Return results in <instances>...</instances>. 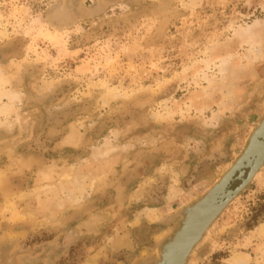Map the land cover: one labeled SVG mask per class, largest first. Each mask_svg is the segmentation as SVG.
<instances>
[{
	"label": "rangeland",
	"instance_id": "1",
	"mask_svg": "<svg viewBox=\"0 0 264 264\" xmlns=\"http://www.w3.org/2000/svg\"><path fill=\"white\" fill-rule=\"evenodd\" d=\"M263 115L264 0H0V264L155 262ZM263 225L264 167L187 264Z\"/></svg>",
	"mask_w": 264,
	"mask_h": 264
},
{
	"label": "water",
	"instance_id": "2",
	"mask_svg": "<svg viewBox=\"0 0 264 264\" xmlns=\"http://www.w3.org/2000/svg\"><path fill=\"white\" fill-rule=\"evenodd\" d=\"M263 167L264 115L257 128L251 133L244 151L232 168L219 178L201 198L175 215L176 227L160 245L157 260L144 264H187L212 225L230 203L255 179ZM236 180L241 184L232 190L230 187Z\"/></svg>",
	"mask_w": 264,
	"mask_h": 264
},
{
	"label": "bare ground",
	"instance_id": "3",
	"mask_svg": "<svg viewBox=\"0 0 264 264\" xmlns=\"http://www.w3.org/2000/svg\"><path fill=\"white\" fill-rule=\"evenodd\" d=\"M261 55V54H260ZM66 174V173H65ZM66 176V175H65ZM67 177V176H66ZM69 177V176H68ZM53 180H54V178H53ZM41 186V185H40ZM39 186V187H40ZM39 187H35L34 188V192H36L37 190H38V188ZM25 194L26 193H22L21 195H19L18 196V198H23V197H25ZM139 197V196H138ZM77 200H79V199H77ZM138 201H139V199H138ZM12 203V202H11ZM59 209V208H58ZM67 209V208H66ZM103 217H104V215H103ZM93 220L91 221V222H87L88 224H90L88 227H96V226H99V224H100V222H101V220H102V217L101 216H99V214L98 215H94L93 216V218H92ZM54 220V219H53ZM51 221V220H50ZM104 221V220H103ZM53 223V222H52ZM262 230H263V232H264V225L262 226ZM260 232V231H259ZM123 242H124V239H119L117 242H115L114 243V247L115 248H119V247H121L122 245H123ZM124 246V245H123ZM126 246V245H125ZM98 256H100V255H98ZM93 257V256H92ZM97 256H95L94 257V259H93V262H91V263H89V264H96L97 262ZM86 262V261H85ZM234 262H235V264H245V262H246V258H244V257H238V258H236L235 260H234ZM88 264V263H87Z\"/></svg>",
	"mask_w": 264,
	"mask_h": 264
}]
</instances>
